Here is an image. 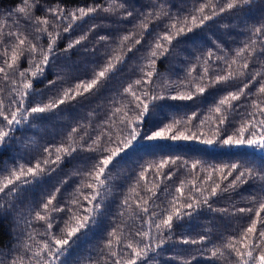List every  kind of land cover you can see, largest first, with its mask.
I'll return each instance as SVG.
<instances>
[{
    "label": "snow or ice",
    "instance_id": "snow-or-ice-1",
    "mask_svg": "<svg viewBox=\"0 0 264 264\" xmlns=\"http://www.w3.org/2000/svg\"><path fill=\"white\" fill-rule=\"evenodd\" d=\"M253 0H203L197 8L184 17H172L166 10L161 0H156L149 10L141 12L138 23L134 25L139 32L123 35L116 48L112 50L114 54H109L104 63L93 69L92 75L87 80H78L74 85L63 88L56 97H50L47 102H41L34 106L26 105L25 101L30 92L34 89V81L45 76L53 58L57 57V46L61 38V32L57 31L59 25L63 26V33L67 34L74 29L78 22H84L87 18L95 17L101 13L106 15H117L121 20H128L134 16V12L125 2L117 3L113 0L107 4H93L89 7L78 6L73 10L57 4L55 7H48L44 10L43 16H36L35 10L39 7L38 0H22V6L15 9L14 14L9 15L13 26L18 23H25L30 26L35 33L47 35L46 46L33 42L26 33L12 31L4 28L7 25L0 24V38L7 35L10 38L9 49L3 52L4 66L0 67V73L8 78L9 71L19 74V81L12 79L14 97L6 106L0 100V152L7 150L11 146L13 133L20 126L25 125L33 117L43 116L54 112L61 105L82 98L88 99L90 95H95L117 72L119 65L125 63L127 53L133 51L135 45L142 43V34L147 33L150 24L161 21L165 18L169 23L165 25V30L157 34L151 46L147 50V55L143 58V64L139 65L140 76L132 83L123 88L121 96L131 97L128 102L117 100L113 102V107L106 114L99 127L97 134L93 135L88 131L91 122L87 126L78 123L72 127L67 135L66 142L56 146L53 150L45 148L47 154L34 164H19L7 170L6 174L0 175V194L7 193L9 196L17 197L24 190L34 183H37L44 176L51 175L66 160H73L76 154L81 152L98 153L99 157H88L95 160L91 167L81 171L76 169L74 174L83 177L78 186L74 198L71 200L72 208H61L54 204L56 193L60 191L57 187L46 202L41 205V210L36 211L35 221L46 224L48 232L44 233L47 239L39 241L33 232H29L28 239L37 245L35 248L31 244L23 245L25 251L30 253L29 264L34 260L35 264H58L62 257L70 254L73 247L78 244L81 237L86 236L87 232L93 227L100 215L103 213L104 198L108 190V182L111 179L112 168L125 160L129 153L133 155L138 150L137 146L143 147L144 144H156L160 141H197L202 145L212 146L219 142L229 147H248L264 155V72H256L247 81H242L234 91H227L221 96L208 110L203 119H200L197 129H203L208 125V135L200 131L189 134L188 125L198 118V113L182 119L173 118L170 122H163L168 117L164 112L169 107L164 101H193L197 96H203L208 89L216 88L218 85H227L233 80L240 79L248 75V70L253 59L264 58V22L259 26H251L248 31L250 35L243 42V46L235 50V55L229 60L227 56H215L211 50L202 59V71L197 75L196 65L188 68L187 76L182 81H171L164 79L156 83L154 78L159 77L157 66L162 58L170 54L174 47V41L179 43L181 37L188 36L196 29L206 27L209 22L216 20L226 11H243L252 6ZM14 15V19H13ZM23 17V21H21ZM59 22V24L57 23ZM97 25L92 24L88 32L95 31ZM88 32L83 33L75 39H70L67 45L61 49L63 53H69L77 46H81L88 40ZM137 37L134 39L133 38ZM38 40L39 38L36 37ZM108 37L101 35L99 40L106 42ZM132 42V43H129ZM87 50V49H85ZM139 51V49H136ZM223 51V49H222ZM28 67L21 69L20 61L25 57ZM223 60L225 68L220 73H213L210 67L214 61ZM56 79H49L48 85L54 86ZM258 82L259 87L256 93H248L250 84ZM255 95L257 99L251 100V111L243 119L239 126L234 128L231 134L225 135L226 125L230 123L229 117L237 109V102L242 97ZM118 105V106H117ZM89 116H94L93 112ZM259 116V119L256 117ZM147 125V127H145ZM184 125V130H180ZM179 157H169L158 162L142 166L139 178L146 180V175L150 169H156L157 178L171 179L172 172H164L166 166L177 164ZM184 161V166L187 165ZM199 161L193 162L191 168L197 170ZM199 171L204 172L201 167ZM220 176L219 180L215 175ZM228 177H232L228 180ZM259 179L261 181L259 200L252 201L256 207L254 216L249 215L247 227L242 228L239 236H231L220 246H213L207 251L210 253L208 259H225L228 264H264V166L249 167L243 163H231L220 167H209L206 174L198 179L194 175L192 181H181L175 187V193H169L171 199L167 200V207L159 212L150 209L153 198H158L157 191L159 184L155 180L152 186L145 185V191L151 195H141L132 188V192L139 197L136 201V208L139 213L148 215L145 221L148 230H137L135 235L139 240L128 239L122 229H113L109 232V239L105 242L108 254L113 258L112 264H150L152 256L159 255V250L164 247L174 228L179 226L184 217H191L199 212L203 207L212 211L217 209L212 207L210 201L214 198L222 197L226 194L231 195L242 185ZM228 180L225 184L224 181ZM66 183V181H65ZM191 184L190 187L188 185ZM90 189L84 192L83 189ZM187 188V191L185 189ZM81 196L83 201L81 202ZM126 208H131L129 199L123 201ZM15 210V204L11 206ZM12 211L0 204V221L5 218L13 220L12 226H16L12 217ZM70 213L65 221L64 227L59 234H53L51 229L53 223L48 215L50 212ZM226 212L227 209H220ZM238 213H253V207H240L235 209ZM123 215V213H122ZM29 228L33 227L31 221L27 223ZM153 229L155 234H153ZM205 237L190 240L181 238V244H203ZM120 251H117V248ZM224 249L235 259H229ZM11 251V249H9ZM0 264H24L22 257L12 258L6 256L0 260Z\"/></svg>",
    "mask_w": 264,
    "mask_h": 264
},
{
    "label": "trees",
    "instance_id": "trees-1",
    "mask_svg": "<svg viewBox=\"0 0 264 264\" xmlns=\"http://www.w3.org/2000/svg\"><path fill=\"white\" fill-rule=\"evenodd\" d=\"M39 7L35 10L36 16H43L44 10L48 7H55L60 4L69 10H73L78 6L89 7L93 4L112 3L113 0H38ZM117 3H123L125 0H116ZM167 11L172 17H184L199 6L203 0H161ZM129 8L134 12V16L128 20H121L119 14L106 15L99 14L95 17L87 18L84 22H78L72 31L67 34L63 33V26L59 25L57 31L61 32V38L57 46V57L53 58L49 69L45 76L34 81V89L30 92L25 103L28 106H34L41 102H47L50 97L54 98L65 87L74 85L78 80H87L91 77L93 69L103 64L109 54H114L112 50L117 47L120 38L128 33L139 32L134 25L138 23L141 12H147L156 0H126ZM22 6V0H0V24L7 25L4 32L8 29L12 31H20L26 33L33 42L46 46L47 35L35 33L30 26L25 23H18L13 26L9 15L14 14L15 9ZM13 15V19H14ZM23 21V17L20 18ZM264 22V0H253L252 6L245 8L243 11H226L218 16L215 21L202 28L196 29L195 32L188 36L181 37L180 42L174 41V47L169 55L162 58L157 66L159 77H155L156 83L167 79L171 81H182L187 76L189 67L196 65L197 75L203 69L201 67L202 59L209 50L215 53V56H227L230 60L235 55V50L243 46V42L250 35L248 29L255 25L259 26ZM59 24V22H57ZM169 23L167 18L150 24L147 33L142 34V43L135 45L133 51L127 53L125 63L119 65L118 70L111 79L102 87L95 95H90L84 100L78 98L76 101L61 105L57 110L43 116L33 117L25 125L13 133L11 146L7 150L0 152V175L6 174L7 170L12 169L19 164H34L37 160H41L45 155V148L53 150L56 146L66 142L67 135L71 128L78 123L87 126L91 122V128L88 131L95 135L99 131L100 123L106 119V114L113 107V102L121 100L128 102L131 97H123L121 93L123 88L132 83L140 76L139 65L143 64V58L147 55V50L151 46L157 34L165 30V25ZM97 25L95 31L88 32L89 27ZM88 32V40L83 45L77 46L69 53H63V49L70 39H75ZM106 35V42H101L99 37ZM36 37L39 39L37 40ZM137 38L134 36V39ZM10 38L4 35L0 38V67L4 66L3 52L9 49ZM132 43V42H129ZM87 49V50H85ZM136 49H139L137 51ZM223 49V51H222ZM27 53L21 58L20 68L28 67ZM214 56V61H215ZM225 68L223 60L215 61L211 64L210 71L220 73ZM9 71L8 78L5 79L4 74L0 73V100L5 102L7 106L14 97V89L11 83L12 79L19 81L18 72L13 74ZM264 72V58L257 57L253 59L248 70V75L240 79L233 80L227 85H218L216 88H210L203 96H197L193 101H164L169 107L164 109L168 119L163 122H170L173 118L182 119L198 113V118L188 125L189 134L196 131L199 135L200 131L206 132L208 135V125L203 129H197L194 125L200 123V119L208 113L209 108L218 101L227 91H234L237 87L242 86V81H247L250 76L256 72ZM54 86L48 85L49 79H56ZM259 87L258 82L250 84V88L246 90L248 93H256ZM257 99L255 95H249L247 98L242 97L237 102L236 111L232 112L226 125L225 135L231 134L234 128L247 117V113L251 111V100ZM118 106V105H117ZM93 112L94 116H89ZM251 119L252 117H247ZM259 119V116L256 117ZM147 127V125H145ZM181 125L180 130H184ZM137 146V151L133 155L123 160L116 167L112 168L111 179L108 182V190L104 198L103 213L100 215L93 227L87 232L86 236L81 237L77 245H75L70 254L61 258L58 264H112V257L108 254L105 242L109 239V232L113 229H122L125 242L128 239L139 240L135 235L137 230H148L145 223L149 219L148 215L139 213L136 208V201L139 197L131 190L136 188L141 195H151L145 191V185L152 186L155 180L159 184L157 191L158 198H153L150 203V209L159 212L162 208L167 207V200L171 199L169 193H175V187L181 181H192L195 177H203L208 168L220 167L231 163H243L249 167L264 166V155L254 151L251 148L229 147L217 142L212 146L202 145L193 141H160L156 144H144ZM98 159V153L81 152L76 154L75 159L66 160L51 175L44 176L37 183L29 185L22 194L17 197L9 196L7 193L0 194V204L12 211L11 206L15 204V210L12 211V217L16 226H12L13 220L5 218L0 221V260L10 255L12 258L22 257L24 264H29L30 253L25 251L23 245L31 244L33 248L37 245L28 239V233L35 232V238L44 241L47 236L44 233L49 230L46 224L35 221L34 215L36 211L41 210V205L46 202L47 198L53 194L57 187L60 191L56 193L54 204L61 208H72L71 200L78 186L83 179L80 175H75L76 169L81 171L91 167L95 160L88 157ZM169 157H179L177 164H170L165 167L164 172H172L171 179L157 178L156 169H150L146 175V180L139 178V172L142 166L158 162ZM184 161L187 165L184 166ZM199 161L197 170L191 168L193 162ZM203 167L204 172L199 171ZM215 179L219 180L220 176L215 175ZM232 177H228L231 180ZM228 180L224 181L225 184ZM66 181V183H65ZM261 181L259 179L242 185L231 195L214 198L210 203L217 211H212L207 207H203L199 212L191 217H184L180 221L179 226L174 228L171 239H168L159 255L152 256L150 264H228L225 259H208L210 253L207 251L213 246H220L231 236H239L242 228L247 227L249 223V215L255 213L256 207L252 201L261 198L260 193ZM191 184L188 185L190 187ZM84 192H90V189L84 188ZM187 191V188L185 189ZM129 199L131 208H126L123 204L125 198ZM81 202L83 197L81 196ZM253 207V213H238L236 208ZM227 209L226 212L219 211ZM123 213V215H122ZM53 228V234H59L64 227L65 221L70 213L50 212ZM31 221L33 227L29 228L27 223ZM153 234L155 230L153 229ZM204 236L203 244H181L179 240L186 238L190 240L199 239ZM11 249V251H9ZM120 251L118 247L116 249ZM229 259H235L227 253ZM32 264H35L34 260Z\"/></svg>",
    "mask_w": 264,
    "mask_h": 264
}]
</instances>
